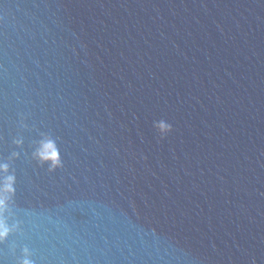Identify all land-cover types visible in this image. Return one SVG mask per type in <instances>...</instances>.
Here are the masks:
<instances>
[{
  "label": "water",
  "instance_id": "95a60500",
  "mask_svg": "<svg viewBox=\"0 0 264 264\" xmlns=\"http://www.w3.org/2000/svg\"><path fill=\"white\" fill-rule=\"evenodd\" d=\"M3 162L0 264H264V0H0Z\"/></svg>",
  "mask_w": 264,
  "mask_h": 264
},
{
  "label": "clouds",
  "instance_id": "9594fccd",
  "mask_svg": "<svg viewBox=\"0 0 264 264\" xmlns=\"http://www.w3.org/2000/svg\"><path fill=\"white\" fill-rule=\"evenodd\" d=\"M153 127L162 139L172 132V125L163 119L154 122ZM14 143L17 147H20L22 140L17 139ZM17 155V153H13L14 157ZM33 159L40 166L48 165L50 173L63 167L55 141L49 137H45L40 141L33 153ZM15 183V174L10 172L9 162L0 163V243L6 241L16 229V225L10 226L7 220L10 202L15 196ZM30 255L29 250L25 248L23 258L19 261V264H33Z\"/></svg>",
  "mask_w": 264,
  "mask_h": 264
}]
</instances>
